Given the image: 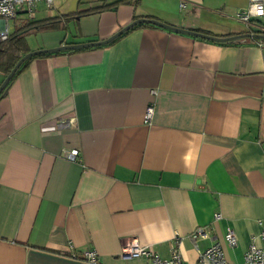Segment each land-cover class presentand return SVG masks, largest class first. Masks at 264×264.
Segmentation results:
<instances>
[{
	"label": "crops",
	"instance_id": "1",
	"mask_svg": "<svg viewBox=\"0 0 264 264\" xmlns=\"http://www.w3.org/2000/svg\"><path fill=\"white\" fill-rule=\"evenodd\" d=\"M115 1L37 3L28 18L58 22L28 49L103 41L140 18L250 33L235 14L252 0L99 8ZM225 42L137 23L103 45L31 56L0 97V264H91L86 250L98 264H152L120 256L130 237L186 264L219 243L242 264L264 218V46Z\"/></svg>",
	"mask_w": 264,
	"mask_h": 264
},
{
	"label": "built area",
	"instance_id": "2",
	"mask_svg": "<svg viewBox=\"0 0 264 264\" xmlns=\"http://www.w3.org/2000/svg\"><path fill=\"white\" fill-rule=\"evenodd\" d=\"M54 0H0V40H5L10 31L6 25L8 19L16 17L20 12H26L28 16L33 17V10L37 3L44 2L48 8L51 7ZM184 4L181 3V7ZM238 21L246 25L250 34H257L264 36V0H252L244 10H240L235 14ZM255 38V37H252ZM258 46H264V38H256ZM155 94V90H151ZM154 106L152 103L147 105L144 112V121L150 122L153 114ZM71 119L61 120L56 123L59 127H66L70 124ZM76 150L68 152L67 157L74 159L76 157ZM215 220L220 219V212L213 214ZM260 245L251 242L243 255L242 264H264V218L259 220ZM199 234H203L202 229H198L191 238L195 240ZM225 242L228 246L234 247L237 244V237L232 228H228L224 235ZM120 256L122 258H136L143 257L150 259L152 264H186L178 252L173 251L170 258H161L156 252L151 250L148 246L140 244L134 238H128L121 250ZM82 258L91 264H98L97 253L94 250H86L82 254ZM195 264H230L225 258L223 248L219 243H215L210 247L198 253Z\"/></svg>",
	"mask_w": 264,
	"mask_h": 264
},
{
	"label": "trees",
	"instance_id": "3",
	"mask_svg": "<svg viewBox=\"0 0 264 264\" xmlns=\"http://www.w3.org/2000/svg\"><path fill=\"white\" fill-rule=\"evenodd\" d=\"M139 0H133V4H137ZM129 3L131 1L129 0H116L115 2H111L108 4H105L104 6H99V8H113L119 3ZM96 8H92L90 10H94ZM87 10V11H90ZM85 11V12H87ZM81 15V12H74L71 14L65 15V19L72 18L73 16ZM56 19L54 18H48L45 20H33L28 18L21 26L15 28L13 31H11L5 40H0V73L5 77L10 70L13 68L15 63L27 52L30 50L27 47L26 41H25V35L28 33H35L37 31H43V30H49L53 29L57 25ZM135 26V25H134ZM140 26V25H138ZM133 28V27H131ZM130 28V29H131ZM129 29V30H130ZM198 33L207 34L205 31H197ZM127 32V31H126ZM122 35V34H121ZM208 35V34H207ZM231 37L234 35H227L224 37ZM241 39L236 40H230L226 41L225 43H237L240 42ZM31 58H27L22 62V64L18 67L15 74H18L29 62ZM15 76V75H14ZM3 77V79H4ZM2 79V80H3Z\"/></svg>",
	"mask_w": 264,
	"mask_h": 264
},
{
	"label": "water",
	"instance_id": "4",
	"mask_svg": "<svg viewBox=\"0 0 264 264\" xmlns=\"http://www.w3.org/2000/svg\"><path fill=\"white\" fill-rule=\"evenodd\" d=\"M137 23L154 24V25H157V26H162V27H166V28L172 29L174 31L183 32V33L192 34V35H197V36L209 38V39L216 40V41H230V40H236V39H241V38H246V37L264 38L263 35L250 34V33L237 34V35H234V36H231V37L229 36V37H221V38L217 37L216 38V37L209 36L207 34L198 33V32H196L194 30H189V29H185V28H177L175 26H169V25H167V24H165L163 22L158 21L155 18H150V19L149 18H140V19H137L134 22L128 24L127 26L121 28L115 34H113L112 36H110L109 38H107V39H105L103 41L88 42V43L73 44V45H71V44H63V45H60V46H57V47H54V48L34 50V51H29V52L25 53L15 63L13 68L10 70V72L5 76V78L0 83V97H2L6 93L8 82L10 81V79L12 78V76L14 75V73L16 72L18 67L27 58H30L31 56H34V55H37V54H41V53H51V52H57V51H64V50H68V49H78V48H84V47H92V46L103 45V44H106V43L112 41L116 37L120 36L121 34L124 33V31L129 30L131 27H133Z\"/></svg>",
	"mask_w": 264,
	"mask_h": 264
},
{
	"label": "rangeland",
	"instance_id": "5",
	"mask_svg": "<svg viewBox=\"0 0 264 264\" xmlns=\"http://www.w3.org/2000/svg\"><path fill=\"white\" fill-rule=\"evenodd\" d=\"M28 19L27 17V13L26 12H20L18 13V15L16 16V18L14 19H9L6 21V25L9 27L10 30H13V27L15 26V28L19 27V25L23 24L26 20ZM39 40V34L36 33H28L26 35V43H28V45H34L35 42Z\"/></svg>",
	"mask_w": 264,
	"mask_h": 264
}]
</instances>
